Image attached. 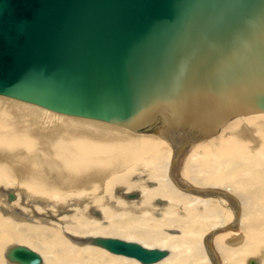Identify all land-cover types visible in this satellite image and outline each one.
<instances>
[{
	"label": "bare ground",
	"instance_id": "1",
	"mask_svg": "<svg viewBox=\"0 0 264 264\" xmlns=\"http://www.w3.org/2000/svg\"><path fill=\"white\" fill-rule=\"evenodd\" d=\"M9 97L0 93V264L15 243L42 264H138L89 235L172 248L154 264H264V113L215 133L162 123L150 135Z\"/></svg>",
	"mask_w": 264,
	"mask_h": 264
},
{
	"label": "water",
	"instance_id": "2",
	"mask_svg": "<svg viewBox=\"0 0 264 264\" xmlns=\"http://www.w3.org/2000/svg\"><path fill=\"white\" fill-rule=\"evenodd\" d=\"M0 93L136 132L215 133L264 113V0H0ZM88 243L140 264L169 254L116 237ZM6 258L42 264L20 244Z\"/></svg>",
	"mask_w": 264,
	"mask_h": 264
},
{
	"label": "rangeland",
	"instance_id": "3",
	"mask_svg": "<svg viewBox=\"0 0 264 264\" xmlns=\"http://www.w3.org/2000/svg\"><path fill=\"white\" fill-rule=\"evenodd\" d=\"M8 97V96H7ZM9 98H11V97H9ZM14 99V98H13ZM0 106H2V105H0ZM3 107V106H2ZM45 109H47V108H45ZM47 110H49V109H47ZM49 111H52V110H49ZM54 112V111H53ZM250 115V114H249ZM71 116H75V115H71ZM80 117V116H79ZM242 117H244V116H242ZM242 117H237V118H242ZM245 117H247V116H245ZM237 118H234L233 120H235V119H237ZM232 121V120H231ZM230 121V122H231ZM165 125H170V129L172 130V131H174V132H176L177 134H181L180 132H181V130H180V125H177V126H172L170 123H168V124H165ZM165 125L164 124H162V125H160L159 127H158V129H163V128H165ZM188 131V127L186 126L185 128H184V134H186V132ZM135 132V131H134ZM147 132V134H150V135H152V134H154L155 133V131L154 130H150V131H146ZM213 137H216V135L215 136H213ZM213 137H210V138H213ZM181 142V141H180ZM179 142V144H178V148L180 149L181 147H180V143ZM196 143V142H195ZM202 144H204L205 143V141H203V142H201ZM198 144H200V141L198 142V143H196V145H198ZM194 146V145H193ZM200 146V145H199ZM194 148H196V147H194ZM191 149H192V147H191ZM190 148H188L187 149V151L186 152H189L190 150H191ZM189 150V151H188ZM186 155H184L183 154V157H184V160L185 159H187L188 157V154H190V152L189 153H185ZM180 158V157H179ZM1 189H3V188H1ZM5 189H11V190H13V192L12 191H10V192H12L13 194H15V197H16V199L18 200V202H19V204L21 205L22 203H21V198H17L18 197V194H16V191H15V189H13V188H5ZM134 190H139V189H133V190H131V191H134ZM140 191V190H139ZM9 193V192H8ZM8 195V194H7ZM120 197V196H119ZM14 200V201H17V200ZM121 199L122 200H124V201H127V200H125V199H123L122 197H121ZM13 201V202H14ZM127 202H130V201H127ZM97 211H100V210H97ZM5 216H8V215H6V214H4ZM12 216V215H11ZM94 218H95V216H93ZM96 218H98V217H96ZM100 218V217H99ZM172 232V234H177V232L176 231H171ZM89 236H96V235H89ZM97 236H102V235H97ZM103 237H117V238H121V239H125V240H128V239H126V238H123V237H120V236H104L103 235ZM128 241H136V242H139V243H141L140 241H137V240H128ZM10 245L11 244H14V243H9ZM15 244H22V243H15ZM142 244V243H141ZM23 245H26V244H23ZM143 245V244H142ZM27 246H29V245H27ZM30 247V246H29ZM96 248H98V247H96ZM99 249H101V248H99ZM167 249H169L170 250V252L172 253V248H167ZM35 251H39V250H35ZM39 253L41 254V252L39 251ZM42 255V254H41ZM119 256V255H118ZM169 256H171V255H169ZM264 256V255H263ZM122 257H124V256H122ZM247 257H249V256H247ZM168 258V257H167ZM131 259V258H130ZM4 261H5V263L6 264H9V262L4 258L3 259ZM136 261V260H135ZM137 262V261H136ZM13 264V263H12ZM138 264H140L139 262H138ZM222 264H224V262L222 263Z\"/></svg>",
	"mask_w": 264,
	"mask_h": 264
}]
</instances>
